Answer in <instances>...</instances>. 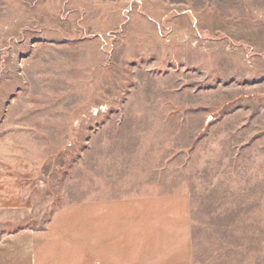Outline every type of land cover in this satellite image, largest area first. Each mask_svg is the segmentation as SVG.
Here are the masks:
<instances>
[{"label":"rangeland","instance_id":"374dc122","mask_svg":"<svg viewBox=\"0 0 264 264\" xmlns=\"http://www.w3.org/2000/svg\"><path fill=\"white\" fill-rule=\"evenodd\" d=\"M166 193L190 264H264V0H0V236Z\"/></svg>","mask_w":264,"mask_h":264},{"label":"crops","instance_id":"0c3cea01","mask_svg":"<svg viewBox=\"0 0 264 264\" xmlns=\"http://www.w3.org/2000/svg\"><path fill=\"white\" fill-rule=\"evenodd\" d=\"M47 226L16 235L5 228L0 264L191 263L190 200L182 193L91 199L57 210Z\"/></svg>","mask_w":264,"mask_h":264}]
</instances>
